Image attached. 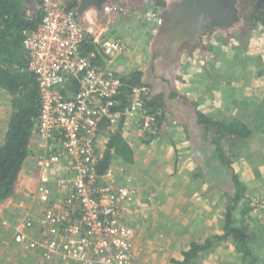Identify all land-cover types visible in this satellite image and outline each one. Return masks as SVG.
I'll use <instances>...</instances> for the list:
<instances>
[{
    "label": "built area",
    "instance_id": "2783aa9c",
    "mask_svg": "<svg viewBox=\"0 0 264 264\" xmlns=\"http://www.w3.org/2000/svg\"><path fill=\"white\" fill-rule=\"evenodd\" d=\"M69 4L38 0L35 8L42 19L24 33L23 41L28 69L39 87L35 138L44 142L45 153L36 164L34 198L43 213L14 222L4 219L2 226L16 245L40 253L47 264H132L134 232L127 215L138 190L120 185L111 167L100 173L101 135L115 133L124 120L137 121L142 135L155 134L158 118L147 105L146 86L132 88L125 110L116 109L121 77L107 65L98 68L95 59L112 61L126 52V45L97 38ZM101 10L109 16L125 14L128 8L108 2ZM149 15L155 29L165 26L162 15ZM88 37L96 51L86 54ZM31 186L24 191L31 192Z\"/></svg>",
    "mask_w": 264,
    "mask_h": 264
},
{
    "label": "rangeland",
    "instance_id": "374dc122",
    "mask_svg": "<svg viewBox=\"0 0 264 264\" xmlns=\"http://www.w3.org/2000/svg\"><path fill=\"white\" fill-rule=\"evenodd\" d=\"M119 1L127 5L126 13L133 10L136 17H143L142 22L152 12L169 17L179 9L177 7L186 3L185 0H164L167 5L163 7L161 3L157 4L158 0ZM219 1L225 4L229 0ZM101 2H97L98 8L103 6ZM229 3L238 6V0H230ZM255 4L257 8L264 9V0H255ZM214 26L206 32L202 31V36L189 41L191 54H195L192 58L199 60L197 65L209 66L203 72L208 76L206 80L192 79L202 88L201 99H209L200 103L208 106L209 110L201 111L221 120H242L254 129L255 136L251 142L242 141L235 145L227 141L221 142L225 152L223 157L229 164L226 165L214 154L212 170L202 165L200 155L194 150L191 166L188 167V160L184 161L187 157L183 158L175 172L177 175L164 172L165 169L161 170L160 167L154 170L152 164L142 165L141 161H134V158L132 162H127L122 157L113 159L111 168L118 172L120 185L133 186L132 182L134 184L137 181L133 187L138 190L139 196L138 183L142 180L146 188L152 191L147 194L146 202H138L137 207L139 205L140 208L131 210V213H135L130 214L131 219L138 215L135 222L129 221L127 215V223L134 232L132 264H175V258H181L182 252L188 250L192 243L203 244L208 239L223 234L228 208L237 195L233 183L235 175L241 177L246 191L232 214L234 227L248 236V244L258 258V264H264V34L259 32L260 29L252 30L244 17H239L231 24ZM2 90L7 93V98L0 99V147L6 141L4 132L8 128L6 119L2 118V107L8 104V108L13 111L11 95L5 89ZM182 92L183 88L180 93ZM157 132L158 130L155 134ZM182 133L186 136L185 132ZM105 149L106 144L102 142V156ZM33 152L34 150L21 173L15 195L0 201V264H47L40 253L27 252L16 245L11 234L2 226L4 219L14 222L30 215L38 218L43 213V205L34 198L35 188L31 192L24 191L31 183H36V164L30 163L35 156ZM173 159L172 157L170 161ZM153 161L151 158L150 162ZM172 170L174 171L173 166ZM209 173L213 175L208 177ZM157 174L165 178L160 183L155 181ZM128 177H133L131 183L128 182ZM174 178V182L170 180ZM168 183L171 187L167 189ZM56 188L54 195L59 198ZM129 208L134 209L132 205ZM33 237L38 239V232ZM193 264L248 263H244L242 255L228 240L217 243L200 254Z\"/></svg>",
    "mask_w": 264,
    "mask_h": 264
},
{
    "label": "trees",
    "instance_id": "16d2710c",
    "mask_svg": "<svg viewBox=\"0 0 264 264\" xmlns=\"http://www.w3.org/2000/svg\"><path fill=\"white\" fill-rule=\"evenodd\" d=\"M113 2L125 6L121 1L116 0ZM229 2L230 0L225 4L219 0H187L184 5L177 7L179 9L172 14V17H175L172 23L173 28L176 27L175 30L173 29V36L178 33V36L180 34L178 38L182 40L187 35L193 36L195 31H199L204 27L211 29L215 24H231L239 17H244V21L251 26L252 30L253 28L255 30L260 29L259 32L264 34V9L257 8L255 0H238V6H233ZM158 3H161L163 7L165 6L162 2L157 1ZM32 7L33 5H30L31 9ZM69 7L75 9L78 7V1H71ZM30 8L28 0H0V87L11 95L13 109L6 141L0 147V201L7 200L15 195L16 185L20 182L21 173L32 151L31 147L34 142L37 118L40 112L38 82L34 74L28 69V59L23 48V41L26 31L37 28L42 19V14L39 10L31 11ZM88 39L90 40L83 47L86 54L96 51L95 44L91 38ZM104 64L105 62L101 57L95 59V65L98 68L104 67ZM120 77L122 90L117 98V110H125L132 88L146 86L152 90V84L147 81L145 73L141 70H134ZM176 99L184 100L175 91L168 97L161 93L151 92L149 94L147 105L157 114V130L175 122L174 116H176V119L178 118L175 109L179 110L177 107L180 101L179 103L176 101L177 105H175L174 101ZM194 106H197V104L183 102L180 105L183 110H180V113L183 115L179 114L182 116L180 121H183L181 124L188 132L193 150L201 158L204 155H209L208 157L213 159L217 155L227 165L229 161L223 157L225 152L221 147V142L227 141L235 145V143L242 141L251 142L253 140L255 136L254 129L248 123L239 119L221 120L214 118L203 111L197 110ZM255 106L253 105V107ZM120 131L111 134L112 137L99 165L100 173H104L111 167L115 157H122L127 162H132L134 158L133 151L121 137ZM155 138L156 134H146L145 142L150 143ZM210 165L207 163L205 166L209 167ZM211 169L214 168L211 167ZM212 175L209 173L208 177ZM233 183L237 189V195L233 199V204L228 208L224 233L208 239L203 244L192 243L189 249L183 252V259L174 260L173 263L193 264V261L200 254L209 250L215 244L228 240L242 255L244 263H259L258 258L254 256L248 244V236L234 227L232 214L236 210L239 201L244 198L246 189H243L244 183L239 175H235Z\"/></svg>",
    "mask_w": 264,
    "mask_h": 264
},
{
    "label": "crops",
    "instance_id": "0c3cea01",
    "mask_svg": "<svg viewBox=\"0 0 264 264\" xmlns=\"http://www.w3.org/2000/svg\"><path fill=\"white\" fill-rule=\"evenodd\" d=\"M28 1L29 4L34 5L37 0ZM76 1H78V7L82 8L77 9L80 19H82L86 28L93 29L97 38L103 40H119L126 45L127 50L123 55L115 57L112 61L105 62V60H103L105 62L104 66H109L112 72H115L120 76L129 74L134 70H141L145 73L147 81L152 84L149 83L153 90L150 89L152 93H161L168 97L173 91H175L184 99H176L174 101L175 105H177L176 101H178V103L180 101V104L179 110L175 109L178 118L176 119V116L173 117L176 120L172 123L173 126L169 124L163 129L158 128L156 138L150 143L145 142L146 135H142L138 130L139 125L137 121L124 120V123L122 122L117 131L121 130V137L133 151L134 161L139 160L142 165L146 166L152 164V169L154 170L159 169L158 167H160L161 170L165 169L164 172L169 171L170 173L175 174L182 163V159L187 157L184 161L188 160V167H190L192 163L193 145L188 137L187 130L184 128L183 124L179 122L180 118H182V116H180V114H182L180 113V110H182L180 105H182L183 102L189 104L196 103L198 107L194 106V108L197 110H209L208 106L200 104L202 101H209V99H201L202 88H199L197 86L198 83L192 80L194 78H197L198 80L204 78V80H206L205 78L208 76L204 75L203 72L205 69L208 70L209 66L207 65L203 67L202 65H197L199 60L198 58L195 60L192 58L195 54H191L192 47L189 45L191 39L202 36V34H204L203 32H206L208 29L204 27L199 31H195L193 36L180 40V38H178L180 34L178 36L177 33V35L173 36V29L175 30L176 27L173 28L174 26L172 23L175 17H172V14L169 17L162 15L165 18V26L160 29H155L149 17H144V22H142L141 18L143 17H136L133 10L132 12L129 11L122 15L108 16L100 10L101 8H98L99 6H97V2H101L100 0H82V3L81 0ZM158 1L167 5L164 0ZM108 2L112 1L108 0L107 2H101V5ZM185 2H187V0H185ZM30 10L37 11L36 8ZM88 38L87 40H90ZM190 69L192 72H189ZM206 82L207 81H205V83ZM182 88L184 92L180 93ZM6 94L7 93L0 88V99L4 98L6 100ZM2 108V118L4 120L6 119V126H8L13 111L8 108V104L3 105ZM7 129L8 128L6 127L4 136L7 134ZM113 132L114 131H112V133ZM182 132H185L186 136ZM111 134L109 132L103 133L102 131L101 143L104 142L108 145L112 137ZM179 141L181 142L178 143ZM44 145L45 144L41 139L34 138L31 148L32 151L34 150L33 154L35 156L30 163L34 165L37 164V160L45 153ZM205 156L206 155H204L203 158H200L202 165L205 166L207 163L209 165L212 164V159L208 157L209 155ZM172 157L174 159L170 161ZM151 158L154 159L153 162H150ZM172 166L174 171L172 170ZM208 168L212 170L211 165ZM175 175H177V173ZM164 179L163 176L157 174L155 181L160 183ZM170 180L174 182L175 178ZM136 183L137 181L134 182L135 186ZM134 184L132 182L133 186ZM138 184L140 191L138 199L132 203L134 209H128L129 221L131 220L133 222L138 219V215H135L131 219L130 214H135L133 212L131 213V210H137V208H140L139 205L137 207L138 202L139 204L146 202L148 198L147 194L152 192L146 188V184L142 180L141 183ZM31 187L32 189L33 187L35 188V185H32ZM170 187L171 184L168 183L166 188L168 189ZM23 189L24 188H22V190ZM182 257V255L181 258L176 257L175 260H182ZM54 263L58 264L59 262H53L51 264Z\"/></svg>",
    "mask_w": 264,
    "mask_h": 264
},
{
    "label": "water",
    "instance_id": "95a60500",
    "mask_svg": "<svg viewBox=\"0 0 264 264\" xmlns=\"http://www.w3.org/2000/svg\"><path fill=\"white\" fill-rule=\"evenodd\" d=\"M37 1H38V0H37ZM37 1H36V2H37ZM36 2H35V3H36ZM35 3H34V5H33V7H32V8H35Z\"/></svg>",
    "mask_w": 264,
    "mask_h": 264
},
{
    "label": "flooded vegetation",
    "instance_id": "af4514ba",
    "mask_svg": "<svg viewBox=\"0 0 264 264\" xmlns=\"http://www.w3.org/2000/svg\"><path fill=\"white\" fill-rule=\"evenodd\" d=\"M70 1H72V2H73L74 0H70ZM238 19H239V18H238ZM214 27H215V26H214Z\"/></svg>",
    "mask_w": 264,
    "mask_h": 264
}]
</instances>
